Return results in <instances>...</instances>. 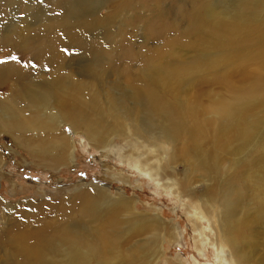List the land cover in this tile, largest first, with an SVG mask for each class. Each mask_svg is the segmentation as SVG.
Listing matches in <instances>:
<instances>
[{
  "label": "rangeland",
  "instance_id": "374dc122",
  "mask_svg": "<svg viewBox=\"0 0 264 264\" xmlns=\"http://www.w3.org/2000/svg\"><path fill=\"white\" fill-rule=\"evenodd\" d=\"M45 1L0 0V41L2 31L7 30L10 23L21 27L24 20L32 23V30H37L38 27L45 29L46 25L55 27V33L63 41H67L69 35H64L65 32L67 34L65 28L69 26L68 32L74 34L78 32L76 27L80 25L82 28V22L87 20L95 30L86 34L84 49L79 48L75 41L71 43V46H76L71 49H82L86 59L95 41L110 52L113 49L115 53L122 34L127 31L123 40L128 41V52L133 55L141 54V62L172 64L187 63L202 55L208 62L213 58L215 50L208 52L203 41L199 6L211 1L212 5L219 6L220 9L221 1L229 0H86L90 4H96L94 8L91 5L95 13L92 11V17L86 20L55 16L63 11L54 4H61L66 0ZM31 3L43 8L45 18L36 19L37 21L27 19L28 15L20 9ZM256 3L244 10V17L249 19L255 11L254 16L264 21V0H256ZM164 15L167 16L166 24L153 30L157 17ZM232 19L235 18L225 11L223 21ZM263 49L262 45L251 43L240 44L234 49L226 48L220 52L216 61L191 76L160 79L153 83L156 91L176 108L175 117L180 122L182 135L174 147L165 146L164 142L156 138L158 135L155 132L147 134L141 130L138 140L133 137L130 118L125 110L127 105L120 103L126 81L119 83V89H114L99 82L82 80L80 75L75 74L76 79L92 86L88 94L95 103L100 124L105 129L95 133V138L92 139L98 141L94 142L86 138L80 128L74 131L68 126L61 127L58 130L60 136L55 139L56 146H60L50 153L53 157L59 155L57 159L60 161L52 162H41L27 156L12 143L10 134L0 131V201L4 203L0 209V231L22 210L35 211L42 207L54 210L59 207L60 201L69 205H63V210H69L71 205L78 206L82 201L79 194L89 191L93 195H106L107 200L112 202L122 197L133 204L136 214L161 219L169 226L171 224L173 230L166 234V243L159 250L163 259H181L185 264H219V210L217 204L209 200V191L215 186V178L213 174L208 176L207 172L201 173L199 170L213 151L208 146L203 157L195 158L188 154L186 158L183 140L195 131L210 136L218 132L223 124L233 135L236 131L252 130L254 134L246 146L236 143L232 153L221 154L227 161L223 162V159L220 161L218 158L216 163L221 170H228L230 177L237 178L236 186L239 188L242 187L243 177L248 174L264 183V172L250 165L255 157L261 156L259 154L264 147V76L246 77L242 74L256 70L264 75V53L260 55ZM10 51L5 47L0 48V66L5 67L11 62L24 69L26 66L20 55L13 53L12 57H8ZM29 60L25 58L27 63ZM31 61L29 66L34 72L49 71L46 62L35 64ZM89 61L95 65L106 63ZM74 62H69L66 71L78 69V64ZM234 107L236 111L231 114L228 123H223L220 110H232ZM50 115L51 113L47 114V119ZM45 121H42V125H45ZM37 133H34L37 138L42 137L48 144L52 142L48 139L52 135L49 136L46 131L45 136ZM163 147L167 149V153H164ZM257 148L261 150L256 156ZM211 164L212 162H208L206 166ZM107 216L100 224L106 226ZM91 226L100 230L96 225ZM137 240L142 239L135 241ZM219 253L221 259L228 264L230 260L227 249H219ZM147 258L151 259L152 253L150 256H142L139 264ZM160 259L153 264H164L165 260Z\"/></svg>",
  "mask_w": 264,
  "mask_h": 264
},
{
  "label": "bare ground",
  "instance_id": "6f19581e",
  "mask_svg": "<svg viewBox=\"0 0 264 264\" xmlns=\"http://www.w3.org/2000/svg\"><path fill=\"white\" fill-rule=\"evenodd\" d=\"M212 4L209 1L200 5L198 13L203 23V41L207 50L216 52L209 62L203 59V55L187 63L141 62V54L133 55L128 52V41L123 40L127 31L122 34L115 53L113 49L110 52L95 41L86 59L82 50L87 41L84 39L87 33L95 30L86 19L92 17V11L95 13L92 6L96 7L94 2L90 4L86 0H66L64 3L54 4L63 11L55 16L86 20L82 22V28L78 24V32L74 34L68 32L69 26L64 27L67 31L64 35H69L67 41H63L55 33V27L53 29L46 25L43 26L45 29L38 27L37 30H32V23L25 20L21 24L23 27L13 23L6 25L7 30L4 29L1 33L0 48L11 50L8 57L13 53L19 54L26 67L19 68L11 62L5 67L0 66V87L3 88L0 90V131L10 134L12 143L31 158L41 162L60 161L57 159L59 155L53 157L50 153L60 146H56L55 139L60 136L58 130L61 127L68 126L74 131L80 128L85 137L94 142L98 141L92 139L95 138V133L105 129L100 124L95 103L88 94L92 86L82 80L99 82L114 89H119V83L126 81L120 103L127 105L125 110L130 118L133 137L138 140L141 130L147 134L155 132L158 137L154 136L164 142L165 146L174 147L182 135L180 122L175 117L176 108L156 91L153 83L160 79L191 76L216 61L220 52L226 48L234 49L246 43L264 47V21L254 16L255 11L249 19L244 17V10L257 4L256 0L221 1L220 9ZM20 10L28 15L27 19L32 18V21L45 18L43 8L36 7L33 3ZM225 11L235 19L223 21ZM157 18L153 30L166 24V15ZM71 37H74L73 40H70ZM72 41L82 49L72 50L76 48L71 46ZM262 53L264 49L260 55ZM26 57L30 59L29 63L25 61ZM89 60L106 63L95 65ZM30 61L35 64L46 62L49 71L41 69L38 73L34 72L29 66ZM69 62L78 64V69L66 71ZM75 74L80 75L82 80L76 79ZM242 74L246 77L264 76L263 72L256 70ZM262 102L264 103V97ZM235 111V107L232 110L221 109L219 113L223 123H228ZM48 113L51 115L47 119ZM42 121L46 122L45 125H42ZM220 128L210 136L191 132L189 138L183 140L186 158L188 154L195 158L203 157L208 146L213 151L199 170L201 173L207 172L208 176L213 174L215 178V186L209 191V200L217 204L219 210L221 233L217 262L227 264L219 253V249H227L230 260L228 264H264V183L248 174L243 177L242 187L239 188L236 186L237 178L230 177L228 170H221L216 163L218 158L226 162L227 158L221 154L232 153L236 143L246 146L254 132L246 129L236 131L233 135L224 124ZM45 131L49 136L52 135L48 138L52 141L49 144L42 137L34 135L38 132L42 136ZM162 149L167 153L165 147ZM260 150L261 148L256 149V156ZM259 155L261 156L255 157L250 165L264 172V147ZM208 162H212L209 167L206 166ZM95 195L89 191L79 194L82 200L80 208L79 205H71V209L64 211L63 205L66 203L60 201L59 207L54 210L52 207L48 210L47 207H42L35 211L25 209L18 212L17 217L0 231V264H139L142 256H150L151 253L152 258L145 259L142 264H153L160 258L165 260L164 264H185L181 259H163L159 251L166 243V234L173 230L171 224L169 226L161 219L136 214L133 204L122 197L112 202L107 200L106 195ZM3 206L4 203L0 201V209ZM106 216L104 226L100 223ZM91 225L98 226L100 230ZM140 238L141 241H135Z\"/></svg>",
  "mask_w": 264,
  "mask_h": 264
}]
</instances>
